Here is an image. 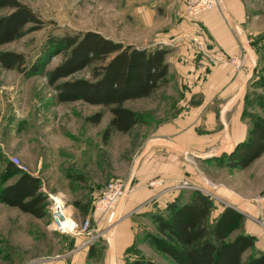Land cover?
Wrapping results in <instances>:
<instances>
[{
  "label": "rangeland",
  "instance_id": "374dc122",
  "mask_svg": "<svg viewBox=\"0 0 264 264\" xmlns=\"http://www.w3.org/2000/svg\"><path fill=\"white\" fill-rule=\"evenodd\" d=\"M19 1L37 13L42 22L36 30L27 31L20 38L0 45V52H22L28 62L37 59L48 37L84 30L97 31L114 41L120 40L127 44L133 35L141 32L140 25L145 21L133 15L134 4L139 2H144V8L151 13L147 28L152 31L176 25L177 15L182 9V0ZM248 5V17L252 24L246 35L255 61L240 100L241 116L249 128L253 120L264 117V108L261 106L264 102V87L261 83L264 80V0H248ZM10 10L6 7L0 8V17ZM30 26L28 24L25 28ZM233 56L229 58L231 64ZM241 56L243 65L244 52ZM63 58L62 54L53 55L45 70L52 69ZM91 67L88 66L60 81L92 79ZM168 88L158 89L149 99L125 101V106L135 110L141 121L132 131L114 132L104 141L102 130L111 116L107 107L85 104L82 101L59 103L55 99V89L48 84L44 74L26 77L15 69L0 65V180L2 179L3 185H8L17 178V174H7L4 169L12 156L18 157L22 171L40 178L41 190L45 193L46 200L49 202L48 194L64 193L67 199L66 211H74L75 218L80 221L89 213L91 205L93 209L94 195L109 178L127 179L135 168L139 156L138 145L147 135V125L149 121H153L151 116L160 117L163 114L170 103L165 98L166 92L173 94L175 91L171 86ZM97 111L103 112L99 124L94 125L85 120L87 115ZM182 153L190 162L196 161L190 153ZM214 161V164L205 161L207 175L211 176L210 173L214 172L215 178L211 176L210 180L207 179L204 187L184 178H173L164 190L174 191L178 197L186 199L190 191L202 187L212 193L211 198L216 201V205H223L220 202L223 200L211 190L214 185L211 180L219 186L232 182L241 190L248 188L245 193L250 196L249 201L262 208V213L254 217V221L264 227V153L245 170L228 167L225 160ZM184 182L186 184L183 188H176L177 184ZM154 200L155 195L152 201ZM86 208L88 211L85 214L81 210ZM48 223V215L37 219L16 207L0 202V264H54L59 259L68 262L70 256L77 251L73 247L74 240L78 241L79 248H86L87 253L93 247V254L87 256V262L102 264L99 250L110 231L109 225L95 226L102 235L95 242L86 244L83 236L72 237L53 231ZM138 225L139 232L132 246L125 251L126 263L134 264L139 259L154 264H176L153 244V235L157 234V230L151 221V213L147 212L144 217L139 218ZM237 231L238 229L232 231L229 238ZM255 241L254 248L248 250L244 258L248 253L262 252L256 245V237ZM259 244L263 247L264 234Z\"/></svg>",
  "mask_w": 264,
  "mask_h": 264
},
{
  "label": "crops",
  "instance_id": "0c3cea01",
  "mask_svg": "<svg viewBox=\"0 0 264 264\" xmlns=\"http://www.w3.org/2000/svg\"><path fill=\"white\" fill-rule=\"evenodd\" d=\"M183 2L177 24L156 31L147 28L151 13L144 8V2L133 7V15L145 21L140 25L141 34L133 35L127 44L142 49L166 48L167 81L160 88L171 86L175 91L173 94L166 92L165 98L170 103L160 117L151 116L153 121L147 125V135L139 142L138 162L126 177L131 190L114 209L112 221L105 216L96 224L110 226L99 250L102 264H127L125 251L139 232V218L147 212L163 211L169 201L178 197L174 191L164 190L173 178H184L204 187L207 179L215 178L214 172L207 175L206 162L214 164L215 157L228 154L247 136L248 126L241 116L240 96L255 61L246 35L252 24L248 17V0H219L216 8L193 20L185 16ZM242 52L245 54L243 65L236 68L229 58ZM182 150L193 155L196 161L184 158ZM152 180L157 184L150 185ZM211 181L214 184L211 190L223 200L220 201L223 205H217L212 216L215 217L223 206H232L241 212L245 217L237 233L254 235L257 247L263 251L264 244L260 247L259 240L264 227L254 221L262 210L259 204L249 201L250 196L245 193L248 188L241 190L232 182L227 183L229 186L223 183L219 186ZM70 213L76 216L74 211ZM89 215L97 221L98 214L92 210V205L86 216ZM77 242H73L77 251L68 262L59 259L54 264H94L87 262L88 250L79 248Z\"/></svg>",
  "mask_w": 264,
  "mask_h": 264
},
{
  "label": "trees",
  "instance_id": "16d2710c",
  "mask_svg": "<svg viewBox=\"0 0 264 264\" xmlns=\"http://www.w3.org/2000/svg\"><path fill=\"white\" fill-rule=\"evenodd\" d=\"M4 7L11 10L0 17V45L36 30L42 22L37 13L19 0H0V8ZM28 24L31 26L25 28ZM167 52L164 47L137 48L133 44L114 41L100 32L84 30L48 37L41 53L32 62H28L22 52H0V65L15 69L26 77L44 74L48 84L55 89V99L59 103L82 101L107 107L111 116L102 130V139L107 141L114 132L126 133L141 121L138 113L126 107L124 102L147 98L166 83ZM57 54L64 58L46 71L47 64ZM88 66H92V79L60 81ZM261 83L264 87V80ZM261 106L264 108V102ZM102 116L103 112L97 111L87 115L85 120L97 125ZM247 131L244 141L215 159L225 160L228 167L245 169L261 157L264 153V117L253 120ZM4 170L7 174H17V178L8 185H3L0 180V202L37 219L48 215V201L41 190L40 178L18 169L11 161ZM216 204L204 192L192 190L186 199L179 196L169 201L163 211L152 212L151 221L157 230L153 235L155 248L176 264H264V250L248 253L244 258V254L254 248V235L239 232L229 238L232 231L243 227L244 215L232 206H223L213 217ZM86 210L81 211L86 213ZM92 254L93 247H90L88 256ZM134 264L154 263L138 259Z\"/></svg>",
  "mask_w": 264,
  "mask_h": 264
},
{
  "label": "built area",
  "instance_id": "2783aa9c",
  "mask_svg": "<svg viewBox=\"0 0 264 264\" xmlns=\"http://www.w3.org/2000/svg\"><path fill=\"white\" fill-rule=\"evenodd\" d=\"M219 0H184V14L187 18L193 20L202 13L208 12L217 7ZM243 56L234 55L232 63L236 68L242 66ZM11 162L18 168L22 169L18 157L12 156ZM162 183V182H160ZM156 185L157 181L152 180L150 185ZM186 182L176 185V188H183ZM198 190H203L198 187ZM131 190L130 182L122 177H114L107 180L104 186L93 197V211L98 214V219L95 222L91 215L82 218L78 221L74 215L66 211V195L62 192L48 194V209L49 216L48 226L56 232H60L69 236H83L85 243L90 244L95 242L102 233L96 230L95 226L102 217H107L109 221L114 218V209L124 199L126 194ZM209 192L205 193L208 194ZM212 197V193H209ZM215 197V195L213 196Z\"/></svg>",
  "mask_w": 264,
  "mask_h": 264
}]
</instances>
